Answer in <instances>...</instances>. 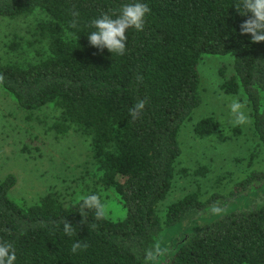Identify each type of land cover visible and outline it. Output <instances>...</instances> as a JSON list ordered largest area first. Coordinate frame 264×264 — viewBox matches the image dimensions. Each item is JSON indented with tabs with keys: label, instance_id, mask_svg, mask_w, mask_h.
<instances>
[{
	"label": "trees",
	"instance_id": "obj_1",
	"mask_svg": "<svg viewBox=\"0 0 264 264\" xmlns=\"http://www.w3.org/2000/svg\"><path fill=\"white\" fill-rule=\"evenodd\" d=\"M133 2L0 0V18H31L21 43L7 45L22 56L0 63V87L26 111L51 104L58 113L48 128L56 135L74 131L86 141L92 168L82 196L94 193L103 201L109 189L122 206L117 219L96 220L88 210L82 224L80 197L64 205L48 191L23 205L8 195L15 177L6 174L0 180V241L13 245L15 264H157L146 258L157 243L167 250L158 264H264V201L212 212L249 189L259 193L264 171L251 170L226 193L200 199L191 191L161 202L180 154L179 127L200 103L197 64L203 55L231 57L232 73L220 87L244 94L264 149V42L240 34L248 18L235 7L240 0H140L151 11L143 31L127 30L123 55L91 46V21ZM138 100L147 102L133 120L129 109ZM213 129L211 117L193 125L198 136ZM64 219L74 227L72 236L63 231ZM93 223L94 229L88 226ZM182 225L193 229L184 233ZM170 230L177 232L164 242ZM77 241L88 247L73 253Z\"/></svg>",
	"mask_w": 264,
	"mask_h": 264
},
{
	"label": "rangeland",
	"instance_id": "obj_2",
	"mask_svg": "<svg viewBox=\"0 0 264 264\" xmlns=\"http://www.w3.org/2000/svg\"><path fill=\"white\" fill-rule=\"evenodd\" d=\"M30 20L0 18V63L22 56L17 48L9 49L7 45L21 43L22 38L18 37L24 35L22 29ZM197 71L200 103L179 127L180 154L169 191L161 201L164 206L191 191L197 192L200 199L212 192L226 193L251 170L264 171V149L253 132L244 94L241 90L228 94L220 87L222 80L232 73L231 57L203 55ZM234 99L245 104L248 121L244 125L232 123L229 105ZM57 113L51 104L26 111L0 87V180L6 174L15 177L8 195L18 203L32 204L48 191L56 192L64 205L83 195L85 177L92 168L90 153L82 135L71 130L56 135L48 128ZM205 117L213 119L214 129L209 135L198 136L193 125ZM258 190L259 193L255 189L247 190L216 214L262 204L264 184ZM104 194L107 195L103 197L108 206L107 216L111 219L121 217L122 206L114 193L107 189ZM159 205L161 209L163 205ZM192 229L186 225L181 227L184 233ZM174 232L177 231L165 232L164 242Z\"/></svg>",
	"mask_w": 264,
	"mask_h": 264
},
{
	"label": "clouds",
	"instance_id": "obj_3",
	"mask_svg": "<svg viewBox=\"0 0 264 264\" xmlns=\"http://www.w3.org/2000/svg\"><path fill=\"white\" fill-rule=\"evenodd\" d=\"M236 9L243 8V12L238 11L241 15L248 16L240 24V34L250 35L253 43L264 42V0H240V4L235 6ZM150 7L146 3L135 0L133 3L124 4L119 12L114 15L107 13L102 14L99 18L91 21V26L94 31L87 35L89 44L99 50L105 48L110 53L123 55L126 50L127 30L134 28L137 31H143L145 17L150 13ZM250 14V15H248ZM73 17H77V12H72ZM78 21L73 19L71 27L75 28ZM4 76L0 74V84L4 82ZM142 81V77L137 78ZM146 100H138L132 108L129 109V114L135 120L145 108ZM245 104L239 99H234L229 105V112L234 125H244L248 121V117L244 111ZM80 214L84 218L81 223L86 221V212L91 210L94 213L96 220H103L107 215L108 206L102 201L98 194H88L80 198ZM220 209L213 207L212 212L217 213ZM91 228H96L95 223L88 225ZM63 231L66 235L74 234L73 225L66 219L63 220ZM87 243L77 241L72 244L71 251L76 253L80 249H86ZM167 250L163 249L160 244H155L153 247L146 249V258L149 261L157 262L160 256H163ZM17 257L13 245L7 241H0V264H15Z\"/></svg>",
	"mask_w": 264,
	"mask_h": 264
}]
</instances>
